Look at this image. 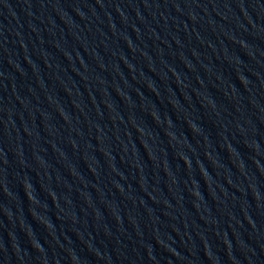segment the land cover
I'll use <instances>...</instances> for the list:
<instances>
[{
    "label": "water",
    "instance_id": "obj_1",
    "mask_svg": "<svg viewBox=\"0 0 264 264\" xmlns=\"http://www.w3.org/2000/svg\"><path fill=\"white\" fill-rule=\"evenodd\" d=\"M0 264H264V0H0Z\"/></svg>",
    "mask_w": 264,
    "mask_h": 264
}]
</instances>
